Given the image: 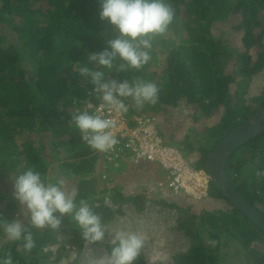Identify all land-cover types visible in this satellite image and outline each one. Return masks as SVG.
Wrapping results in <instances>:
<instances>
[{
    "label": "trees",
    "instance_id": "16d2710c",
    "mask_svg": "<svg viewBox=\"0 0 264 264\" xmlns=\"http://www.w3.org/2000/svg\"><path fill=\"white\" fill-rule=\"evenodd\" d=\"M167 2L174 9L175 19L167 34L154 38L152 61L140 71L113 75L146 79L148 70L154 69L157 82L163 83L159 103L142 110L130 109L126 117L137 113L156 118L164 144L177 148L193 168L204 169L208 153L264 108V92L258 98H248L254 78L264 73V0ZM99 10L100 0H0V174L10 176L30 167L48 178L63 180L69 189L73 187L70 182L76 180L74 187L81 198L113 192L114 205L139 206L147 196L143 192L128 196L118 190L114 184L119 180L113 173H124L126 178L128 170L139 168L161 176L159 167L133 164L123 158L108 162L104 154L91 151L79 133L69 128L70 113L77 103H99L87 95L85 89L90 92L92 86L76 72L78 64L86 63L88 53L103 50L112 38L111 25L99 19ZM225 17L230 20L229 27L241 34L240 48L232 43L234 38L224 41L228 25L217 28ZM3 29L11 32L12 40L4 36ZM179 35L185 37V44L176 43ZM21 60L31 66V73L22 68ZM194 109L199 113L195 116L204 117L203 122L210 126L192 142L189 136L176 141L173 125L179 127L177 119L185 120ZM17 138H22L20 145ZM39 141L45 144L38 146ZM117 164L120 166L113 170ZM258 171H264V134L231 155L226 168L232 186L264 213V177H258ZM104 183L107 186L101 188ZM6 192L0 193V219L23 220L17 201ZM98 200L95 210L106 225L116 214L122 215L119 209ZM156 202L167 205L164 198ZM172 202L169 206L181 216L177 231L189 241V249L175 256V264L226 262L223 247L237 241L242 257L231 264H264V234L233 208L213 183L208 184L207 197L201 201L180 197ZM23 222L27 224V219ZM58 230L65 237L63 242L79 254L86 243L67 217L62 218ZM31 231L35 240L31 251L26 252L18 242H0V254L10 252L14 264H56L65 256L62 242L55 253L44 251L56 243L55 231ZM92 246L105 249L109 255L110 245L99 242ZM239 254L240 250L235 252ZM136 264H149L143 252Z\"/></svg>",
    "mask_w": 264,
    "mask_h": 264
},
{
    "label": "clouds",
    "instance_id": "9594fccd",
    "mask_svg": "<svg viewBox=\"0 0 264 264\" xmlns=\"http://www.w3.org/2000/svg\"><path fill=\"white\" fill-rule=\"evenodd\" d=\"M99 19L111 25L112 38L106 41L103 50L88 53L86 63L76 68L78 75L92 86L90 92L85 89L87 95L99 101V105L93 107L86 101L74 108L69 128L79 133L81 142L91 151L103 154L116 151L120 143L114 131L116 121L108 114L126 116L130 109L154 106L159 103L163 89V83L155 80L113 74L140 71L148 65L153 59L154 38L167 34L175 12L167 0H100ZM110 74L112 78H108ZM136 114L127 118L139 116ZM256 175L264 177V171ZM11 180L13 199L27 224L21 219H0L3 242H18L26 252L31 251L35 247L31 229L56 231L64 217L87 245L104 240L107 225L96 206L80 197L78 188L67 189L63 180L49 179L30 167L12 175ZM144 246L143 235L117 232L110 241V264H136ZM0 264H14L10 252L0 254Z\"/></svg>",
    "mask_w": 264,
    "mask_h": 264
},
{
    "label": "rangeland",
    "instance_id": "374dc122",
    "mask_svg": "<svg viewBox=\"0 0 264 264\" xmlns=\"http://www.w3.org/2000/svg\"><path fill=\"white\" fill-rule=\"evenodd\" d=\"M229 23L230 20L227 17H225L222 19V22H220L219 25H217L218 23L216 25L217 28H219L221 26H226ZM224 31H226L224 41L226 39L231 38L232 40V38H234V41H232V43L237 48H240L242 45L240 41L241 34L235 32L233 28L229 27V25L225 27ZM2 32H5L4 36L10 37L12 40V36H11L12 34L10 31L8 32L5 29H3ZM219 32L222 34V31ZM216 34H217L216 32L213 33V35ZM184 38L185 37L179 35L178 37L175 38V41L176 43L185 44ZM14 47L17 49L18 52L23 53L19 45L15 44ZM20 64L22 68L29 70V73L32 72L31 66L27 63L26 60H21ZM153 72H154L153 68H150L148 70V72L146 73L147 80H155V81L158 80L157 76L154 75ZM263 92H264V73L254 78L252 87L248 94V98L249 99L258 98ZM196 109H194L192 111L191 116H189L185 120L184 119L182 120V118L177 119L179 127L173 125L172 130L173 133L175 134V137L173 138H175L176 141L185 140V137L189 136L188 139L190 142H192L195 136L199 135L200 133L203 134L207 130V127L210 126V124L203 122L204 117L200 115L195 116L196 114H199ZM194 118H198L199 120L194 121ZM160 125H162V123L159 121V126ZM40 142L45 144L44 142L39 141L37 142L38 146L41 144ZM17 143L20 145L22 143V138H17ZM47 144L49 145L47 147L49 149L50 147L49 141ZM47 144L45 146H47ZM177 146L180 145L177 144ZM97 163L100 165V162ZM119 164L121 165V163ZM119 164H117L116 166H112L113 167L112 169L114 170V168H118L120 166ZM96 170L98 172V168H96ZM109 171H111V169ZM52 174L58 177L57 176L58 173L52 172ZM122 174L123 175L121 174L117 175L113 173V175H115L119 180V182H116L114 184L118 190H121L123 193L127 194L128 196H131L136 192L139 193L143 192L141 194L146 195L147 197L144 199V202L141 203L139 206H132L130 203H125L122 205L119 204L114 205L111 199V196H113V192H107L106 194L100 197L91 196L90 198H88L89 202L94 204L95 206L99 205L98 199L100 198L103 200V204L105 206H108L113 210L119 209L120 212H122V215L116 214L113 220L109 223V225H107L105 238L101 242L110 245L111 239L117 232H121V231L134 232L143 235L145 237V246L141 252H143L147 263L175 264V260H174L175 256L187 252V250L189 249V241L183 236L181 232L177 231L178 220L181 216L180 213L177 211V209L171 208L169 206L173 204L172 200L165 199L167 205L163 206L156 202L157 200L158 201L161 200V196L157 192H155L154 194L151 193V188L154 187L156 182L159 180L160 176L151 173V171L149 172L139 168L128 170L129 176L127 175L126 178L125 177L123 178L125 174L124 173ZM104 175H106V173ZM11 176L12 175L9 176L6 174H0V193H4L7 191L6 193L10 194L11 198L13 199V183L11 180ZM54 178L55 177L49 179L56 180V178L55 179ZM73 182L77 183L76 180H73ZM73 182L71 181L70 184H72L74 187L76 186V184ZM97 184L98 182H96V184L94 185ZM105 186H107V183L100 184L101 188ZM65 187L69 189L70 186L65 184ZM139 208H141L140 211L138 210ZM54 237L56 243L44 249V251L49 250L55 253L60 246L59 244H61V242L64 243L63 241L65 237L59 230L54 232ZM0 242L4 243L3 240ZM210 245L213 246L214 243ZM64 248L66 249L64 252L65 256H63L60 259V261L56 264H71L73 261H76L77 264H110V256L103 248L85 244L82 251H80L79 254L76 253L74 247H70L66 243H64ZM238 250H240V254L236 256L235 252ZM222 251H224L223 253L226 254L225 256L226 262H222L220 264H228L227 262L231 264L236 261V258L238 260V257L240 258L242 257V247H241V243H239L238 241L231 243L226 247H223ZM51 260H54V256L52 257ZM48 264H52V263H48Z\"/></svg>",
    "mask_w": 264,
    "mask_h": 264
},
{
    "label": "built area",
    "instance_id": "2783aa9c",
    "mask_svg": "<svg viewBox=\"0 0 264 264\" xmlns=\"http://www.w3.org/2000/svg\"><path fill=\"white\" fill-rule=\"evenodd\" d=\"M84 103L76 106L81 107ZM92 104L93 107L99 105ZM108 116L116 121L114 131L120 143L116 151L103 153L106 161L123 158L133 164L156 165L161 176L151 188V193L157 192L164 199L181 197L201 201L207 197L210 182L204 170L193 168L177 148L164 144L154 118L142 114L128 119L115 112Z\"/></svg>",
    "mask_w": 264,
    "mask_h": 264
},
{
    "label": "water",
    "instance_id": "95a60500",
    "mask_svg": "<svg viewBox=\"0 0 264 264\" xmlns=\"http://www.w3.org/2000/svg\"><path fill=\"white\" fill-rule=\"evenodd\" d=\"M264 134V108L224 137L207 155L204 172L217 191L252 225L264 234V213L232 186L226 173L229 158L243 145Z\"/></svg>",
    "mask_w": 264,
    "mask_h": 264
}]
</instances>
